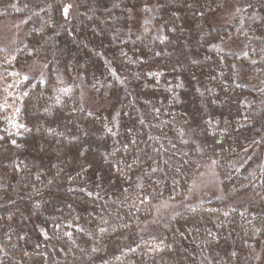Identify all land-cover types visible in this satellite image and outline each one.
I'll use <instances>...</instances> for the list:
<instances>
[{
    "label": "trees",
    "instance_id": "1",
    "mask_svg": "<svg viewBox=\"0 0 264 264\" xmlns=\"http://www.w3.org/2000/svg\"><path fill=\"white\" fill-rule=\"evenodd\" d=\"M63 6L0 0V264H264V0Z\"/></svg>",
    "mask_w": 264,
    "mask_h": 264
},
{
    "label": "rangeland",
    "instance_id": "2",
    "mask_svg": "<svg viewBox=\"0 0 264 264\" xmlns=\"http://www.w3.org/2000/svg\"><path fill=\"white\" fill-rule=\"evenodd\" d=\"M62 1L63 4L65 3V8L63 6V12L68 13V6L66 5L72 4L73 0H62ZM221 22H223L222 18H221ZM21 31H22V27L20 26V22H14L12 20H7L2 24V26H0V34L7 39V42L15 40V38L19 36ZM37 69L38 68L34 67V70ZM4 85L6 89H10L7 82ZM86 91L87 89H85V92ZM89 99L90 98H88L87 103H91ZM109 101L110 99L99 100L100 103H105L102 106L107 105V102ZM90 107L91 108L94 107V104L91 103ZM223 194L224 193L220 188L219 180L215 173L214 168L210 164L206 165L201 171H199L192 178V180L189 183V187L186 194L181 199L162 200L161 202H159L155 207V212L153 216L144 220V222L141 224L139 232H143L149 237L161 238L162 223H164L166 220L172 217L179 209L189 205H194L206 199L220 197ZM241 196L242 194L236 195L234 198L236 199ZM255 256L258 260L261 259L260 253H256Z\"/></svg>",
    "mask_w": 264,
    "mask_h": 264
}]
</instances>
